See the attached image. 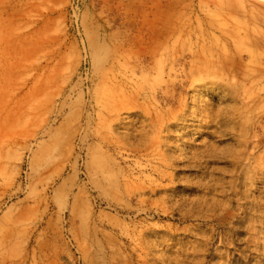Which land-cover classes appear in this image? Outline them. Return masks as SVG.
Wrapping results in <instances>:
<instances>
[{"label": "rangeland", "instance_id": "rangeland-1", "mask_svg": "<svg viewBox=\"0 0 264 264\" xmlns=\"http://www.w3.org/2000/svg\"><path fill=\"white\" fill-rule=\"evenodd\" d=\"M0 264H264V0H0Z\"/></svg>", "mask_w": 264, "mask_h": 264}]
</instances>
